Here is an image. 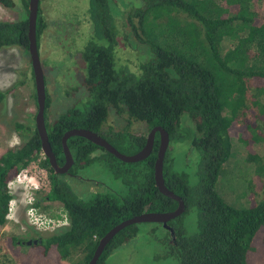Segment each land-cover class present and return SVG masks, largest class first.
Listing matches in <instances>:
<instances>
[{"label":"trees","instance_id":"16d2710c","mask_svg":"<svg viewBox=\"0 0 264 264\" xmlns=\"http://www.w3.org/2000/svg\"><path fill=\"white\" fill-rule=\"evenodd\" d=\"M143 2L144 6L130 13L126 22L135 39L152 52L151 60L142 66L137 77L116 68L119 19L113 1H89L95 40L84 52L87 94L83 103L50 122L51 99L47 93L46 126L57 162L60 166L65 162L63 137L72 129L96 132L128 155L141 151L148 138L131 132L135 123L145 124L149 131L163 127L172 141L189 138L200 156L198 184L191 186L187 174L173 171L168 153L164 164L166 186L186 204L182 216L168 222L166 227L162 224L168 233L165 244L169 254L177 264H264V195L251 208L238 209L224 202L216 189L222 166L232 156L233 138L238 137L249 152L248 161L256 164L264 190V166L254 150L257 144L264 143L261 127L264 125V0ZM0 5L8 9L15 7L12 0H0ZM26 7L29 16V0ZM175 12L186 16L185 26L171 17ZM45 29L39 8L38 48ZM151 31L159 32L164 38L152 40ZM225 40H234L233 48L226 52ZM29 46V17L0 21V51L9 47L29 51ZM11 92L0 90V105L5 104ZM244 109L252 113L251 119L242 117ZM112 112L126 121L120 132L112 129L104 132ZM185 116L191 124L183 122ZM13 128L23 143L0 157V229L7 224L10 205L15 199L11 183L43 152L37 127L14 121ZM156 140H160L159 135ZM68 146L74 158L73 173L78 175L79 170L103 159L104 155H96L102 150L130 191L126 195L110 191L84 200L63 180L64 175L55 173L46 157L40 166L49 175L51 189L34 205L38 207L42 202L62 205L69 224L51 233L35 231L28 240L8 237L6 241L17 257V264H64L75 256L78 258L70 264H89L100 240L117 225L146 213L174 212L179 206L156 185L159 144H155L148 159L138 163L122 162L82 137H72ZM192 205L197 206L198 227L189 236L181 220ZM140 225L118 233L97 264H107L115 250L140 233ZM28 241L33 243L28 245Z\"/></svg>","mask_w":264,"mask_h":264},{"label":"rangeland","instance_id":"374dc122","mask_svg":"<svg viewBox=\"0 0 264 264\" xmlns=\"http://www.w3.org/2000/svg\"><path fill=\"white\" fill-rule=\"evenodd\" d=\"M14 9L0 5V21H16L20 16L27 18L26 3L28 0H12ZM90 0H41V12L46 22V29L39 41V52L45 73L46 90L51 99L48 110V121L57 120L70 108L81 104L85 92L84 82L87 76V67L84 61V52L89 44L95 40V26L89 13ZM117 20V36L115 62L117 70H126L135 76H140L142 66L152 58L149 48L141 45L134 37L129 26H126L128 15L135 9L144 6L143 0H112ZM167 12V10H163ZM161 13V12H160ZM171 17L178 19L181 26H185L187 19L183 14L176 12ZM152 16H151V18ZM168 19V18H167ZM138 20L135 19V23ZM159 23L158 25H160ZM152 40L164 38L159 32L149 34ZM234 46V40H225V52ZM0 90H11L5 104L0 105V157L10 148L23 143V140L13 128L17 121L27 126L36 127L38 104L36 99L35 75L32 60L27 51L20 47L4 48L0 51ZM264 102V100H263ZM243 118L251 119L252 113L244 109ZM183 122L191 124L185 116ZM126 126L123 118L113 112L104 126V132L114 130L120 132ZM264 132V125L261 126ZM131 132L134 134L149 135V128L142 123H135ZM258 152L261 165L264 166V143L254 148ZM172 162V169L178 174H187L191 186L198 184V166L200 156L192 141L184 138L181 141L170 142L168 152ZM97 156L104 158L93 162L86 168L78 171V178L63 176L72 190L80 198L90 200L98 194L110 191L126 195L130 188L124 179L117 176L114 166L108 162L105 151L99 150ZM128 155V154H126ZM93 157V156H92ZM249 152L239 140L233 138V153L230 160L222 166L216 189L227 204L238 209H249L255 202L263 198L260 178L257 176L256 164L248 161ZM117 164V162H113ZM37 170L40 188L36 190L31 183H19L16 180L10 185L15 199L11 202L7 224L0 229V264H17V257L10 250L6 239L11 236L28 240L34 237L35 231L51 233L67 226L65 217L67 212L57 203L42 202L36 207L34 204L51 189L49 175L40 166ZM32 169V175H34ZM28 177L29 173H26ZM35 174H37L35 172ZM264 184V177L262 179ZM33 205H29L30 198ZM32 206L49 220H54L57 226L49 231H41L35 227L28 216ZM183 229L191 236L197 232V206L192 205L181 220ZM59 225V226H58ZM52 228V225H50ZM32 228V230H30ZM140 233L129 243L115 250L108 258L107 264H177L176 259L169 254L165 244L167 230L162 224L145 223L139 226ZM75 256L70 264L76 260Z\"/></svg>","mask_w":264,"mask_h":264},{"label":"water","instance_id":"95a60500","mask_svg":"<svg viewBox=\"0 0 264 264\" xmlns=\"http://www.w3.org/2000/svg\"><path fill=\"white\" fill-rule=\"evenodd\" d=\"M40 8V0H29V54L32 60V67L35 75L36 84V95L38 102V113L36 117V127L42 141V150L46 157L49 159L50 165L56 174L64 175L69 172V170L74 165V158L71 150L68 146V141L72 137H82L90 142L104 148L107 152L114 155L116 158L125 163H138L145 161L150 157L155 148L156 136L159 134L160 142L157 154V160L155 163V180L159 191L177 201L179 206L174 212L167 213H146L140 216L128 219L121 224L114 227L110 232H108L99 242V245L95 251V254L89 264H97L104 251L106 250L108 244L115 238V236L127 227L144 224V223H158L163 224L165 227L168 222L182 216L186 211V204L182 197L171 191L165 183L164 177V164L166 159V154L169 149L171 137L167 130L163 127L153 128L147 138L145 147L134 155H126L115 148L108 140L99 135L96 132L87 129H72L65 133L63 137V148L65 154V164L60 166L57 162V157L53 152L52 146L50 144L49 135L46 126V105H47V90H46V79L45 73L40 57V52L38 48L37 39V21L38 13ZM33 241H28V245H31ZM34 243H37L34 241Z\"/></svg>","mask_w":264,"mask_h":264},{"label":"built area","instance_id":"2783aa9c","mask_svg":"<svg viewBox=\"0 0 264 264\" xmlns=\"http://www.w3.org/2000/svg\"><path fill=\"white\" fill-rule=\"evenodd\" d=\"M46 158V155L44 154V152H42L39 156V158L32 162L30 164V166L25 169L24 171H22L17 177H16V181L19 183H24L27 181V183H31V185H33V187L38 190L40 188V180H39V176L41 175L42 171L41 170H37V168L39 167V163ZM32 169H34V171L37 173L34 175H32ZM26 173H29V177ZM50 191V190H49ZM48 191V192H49ZM33 197L30 198V202L29 205H33ZM28 216L29 219L31 221V223L37 227L39 230L41 231H49L51 229H54L57 227L55 225L54 220H49L48 218H46L43 214H41L38 209L34 206H32L31 208H29L28 210ZM68 215L65 217V223H68ZM50 225H52V228L50 227ZM59 226V225H58ZM57 229V228H56Z\"/></svg>","mask_w":264,"mask_h":264},{"label":"flooded vegetation","instance_id":"af4514ba","mask_svg":"<svg viewBox=\"0 0 264 264\" xmlns=\"http://www.w3.org/2000/svg\"><path fill=\"white\" fill-rule=\"evenodd\" d=\"M159 135V134H158ZM156 138H157V136H156ZM155 144H161V142H160V140L159 141H155ZM158 149H159V147H158ZM64 164H65V162H64ZM63 164V165H64ZM62 165V166H63ZM73 167H74V165L72 166V168L69 170V172L68 173H66V174H64V175H67V176H69V177H73V178H78V175L77 174H75V173H73L72 171H73Z\"/></svg>","mask_w":264,"mask_h":264}]
</instances>
